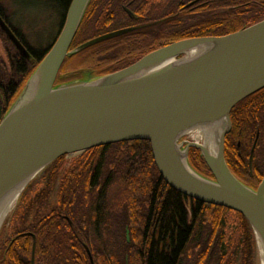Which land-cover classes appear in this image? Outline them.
<instances>
[{"label": "water", "instance_id": "water-1", "mask_svg": "<svg viewBox=\"0 0 264 264\" xmlns=\"http://www.w3.org/2000/svg\"><path fill=\"white\" fill-rule=\"evenodd\" d=\"M90 1H71L57 39L0 122V233L35 179L61 157L143 140L172 189L245 218L256 264H264V175L254 189L225 159L232 110L264 89V19L227 35L172 42L107 75L95 76L89 69L60 75L68 57L135 29L72 48ZM0 28L31 59L1 15ZM192 148L200 151L212 177L193 168Z\"/></svg>", "mask_w": 264, "mask_h": 264}, {"label": "trees", "instance_id": "trees-1", "mask_svg": "<svg viewBox=\"0 0 264 264\" xmlns=\"http://www.w3.org/2000/svg\"><path fill=\"white\" fill-rule=\"evenodd\" d=\"M56 1L61 19L59 31L43 51L34 50L0 8V15L32 53L31 59H26L0 28L9 43L7 62L0 57V122L62 29L72 0ZM124 6H129L139 22L156 29L154 35L150 31L154 41L144 55L187 38L234 33L264 19V0H91L72 48L115 27L135 23L126 15ZM88 32L92 35L83 38ZM138 35V31L132 32L68 57L60 75L89 69L95 76H103L127 67L115 65L120 55L136 44ZM231 121L232 130L225 142L226 161L233 162L231 159L241 149V157L248 166L246 156L257 128L260 136L256 153L264 157V89L240 102L231 112ZM64 159L61 157L46 169L44 185L39 184L33 192V186L28 188L22 197L26 199L22 214L28 217L37 208L35 213L40 215L59 184V202L66 205L65 212L90 216L95 264H100V256L103 264H120L122 259L123 264H254V237L245 218L238 212L196 201L172 189L160 177L148 141L96 147L71 163ZM189 161L199 173L212 177L199 150H190ZM260 173L264 174V168ZM244 183L254 189L258 187ZM56 212L57 207L43 218V261L58 264L69 260L75 264L80 252L71 248L69 236H56ZM119 219H123L122 228L126 227L138 249L134 247L131 252L126 248L125 259L118 254L125 248L123 245L116 248V235L112 232L114 221ZM82 255L87 262L86 254Z\"/></svg>", "mask_w": 264, "mask_h": 264}, {"label": "flooded vegetation", "instance_id": "flooded-vegetation-1", "mask_svg": "<svg viewBox=\"0 0 264 264\" xmlns=\"http://www.w3.org/2000/svg\"><path fill=\"white\" fill-rule=\"evenodd\" d=\"M129 6H124L123 9L126 15L128 16V18L134 20L135 23L127 25V26L115 27L110 32L121 30V29H127V28H135L133 31L129 33L138 31L140 35H138L139 39L136 40L137 41L136 44L135 45L131 44L133 46L132 48H130L131 50L126 51L125 53L122 54V56L120 55L121 58L119 59V63L115 65L118 68L128 66L134 62L133 60H136L142 57V55H144L145 52L149 49V45L151 44V41L152 40L154 41L153 39L154 36L150 34V31L154 35L155 30H156L154 28L151 30L150 27L147 26L148 24L146 25L145 23L139 22L138 16L129 8ZM127 34L121 35L119 37L125 36ZM146 36L148 38H146ZM110 40H107V41H110ZM258 131H259V135H258V140H259V136H260L259 128H257L256 130L255 138L257 136ZM255 138H254V141H255ZM258 140H257V143H258ZM253 143H252V146H253ZM252 146H251V149H252ZM256 147H257V144H256ZM256 147L254 150L252 161H250V155H251V149H250L249 156L247 159L248 160L247 167L243 159H239L237 160V162H229L227 160L228 166L232 170V172L238 178H240V180L248 184H252V185L260 184L258 183L259 181L258 174H260V171L262 167L264 166V157L263 155H258L256 153ZM239 156L241 158L240 154ZM37 185L38 184H36V186ZM65 206L66 205L64 203H59V205L56 206L57 212L55 214V219H54L55 226L57 228L56 236L58 237L69 236L70 237V240L68 239L67 242L69 241L72 244L71 248L75 249L76 247L78 249V250H75L76 253L77 251L80 252L79 259L76 261L75 264H92L89 253H88V249L90 250V253H91V244H92V241H91L92 238L90 236L92 234V231H91L92 223H91L90 216L81 215V214H71L70 212H65V210L63 209L65 208ZM36 216L37 218L34 219L33 216L24 217L23 214L20 215V218H21L20 221L21 223H23L21 227L22 229L19 228L20 232L17 234L16 237H10L8 251L6 252L8 257H6V254H5V260L0 258V264H9V262H7V259L13 256L14 254L16 255V253L14 252L12 253V251L18 250L17 247L20 250L21 256L24 257V264H32L31 254H32L34 243H35V264H47V262L43 261L44 259L43 244H44V235H45L44 223H43L44 216H40V215H36ZM5 230H7V228H5L4 226V228L2 229L0 233V239H1V235H3V232L7 233V231ZM112 232L113 234L116 235L117 238L122 237V234H121L122 231H120L119 225H117ZM67 242H63V243L65 244ZM83 253L86 254V257L88 259L87 262H86V258L82 255ZM84 258H85V261H83ZM70 262L71 261L69 260H65L64 262H58V264H69Z\"/></svg>", "mask_w": 264, "mask_h": 264}, {"label": "rangeland", "instance_id": "rangeland-1", "mask_svg": "<svg viewBox=\"0 0 264 264\" xmlns=\"http://www.w3.org/2000/svg\"><path fill=\"white\" fill-rule=\"evenodd\" d=\"M58 4L59 3L56 0H0V8L4 11L7 18L10 20L11 24L22 34L26 42L36 51L45 50L53 42V39L55 38V36L59 31V23L61 19L59 16ZM91 35L92 32H88L85 35H83V38H88ZM8 47H9V43L6 41L5 36L0 31V57L4 59V61L6 62H7L6 48ZM237 147L238 148L241 147L240 142L237 143ZM84 153L78 155L64 156L65 158L64 161H66L67 163H71L76 158L81 157ZM241 153L242 150L239 149V153L236 154L235 158H233L234 160L231 159V161L234 162L236 160L242 159V157L240 158L239 156V154L241 155ZM248 156L249 155L246 156L247 159ZM263 168L264 166L262 167V169ZM263 175L261 173L258 174V179L260 181L262 180ZM44 177H45V172L35 179L33 185H31L33 186L32 192L36 187L39 186V184L44 185L45 182ZM36 184L38 185L36 186ZM59 188H60L59 184L55 186L53 192L49 197L47 208L46 207L42 208V213H40V216H45V214L50 212L51 209L59 205L60 203ZM25 200H22V202L20 201L19 205L17 206L15 211L11 214L10 218L6 222L5 228H7V230L5 231H7V233L3 232V235H1L0 258L4 260H5V254L8 251L10 237H16L17 234L20 232L19 228H21L23 225V223H21L20 221L21 219L20 215L24 213V207L26 202ZM36 209L37 208H34V210H32L28 216H33V218L36 219L37 218L36 216L37 214L35 213ZM123 222H124L123 219L121 221L119 219L118 222L114 221V224L116 226L119 225V229L120 231H122L121 232L122 237L120 236L121 238H117L114 234L115 236L114 242L117 245L116 248H119V246L121 245H123V247L125 248V250L123 249L124 251L118 252V254L121 255V258L124 256L125 259L126 248L131 250V252L134 251L135 248L136 250L138 249L137 247H135L136 241L135 240L133 241V239L130 237V234L128 233L126 227L122 228V226H124ZM17 249L18 250L16 251H12V253L14 252L16 253V255L14 254L13 256L7 259V261H9V264H21V263L24 264V257L21 256L18 247ZM102 254L105 255L106 252ZM6 257H8L7 254ZM102 259L103 257L101 256L98 258L100 264L104 263ZM256 260H257V253H256V248L254 247V264H256ZM93 262L94 264L96 262L94 258H93ZM119 262L120 264H123V259L122 261Z\"/></svg>", "mask_w": 264, "mask_h": 264}]
</instances>
